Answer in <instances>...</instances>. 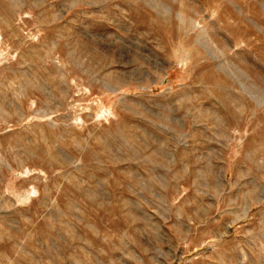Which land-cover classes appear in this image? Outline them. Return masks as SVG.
Wrapping results in <instances>:
<instances>
[{
  "label": "rangeland",
  "instance_id": "1",
  "mask_svg": "<svg viewBox=\"0 0 264 264\" xmlns=\"http://www.w3.org/2000/svg\"><path fill=\"white\" fill-rule=\"evenodd\" d=\"M0 264H264V0H0Z\"/></svg>",
  "mask_w": 264,
  "mask_h": 264
}]
</instances>
